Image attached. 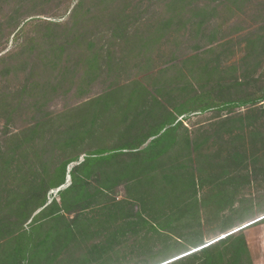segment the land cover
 <instances>
[{
    "label": "rangeland",
    "instance_id": "374dc122",
    "mask_svg": "<svg viewBox=\"0 0 264 264\" xmlns=\"http://www.w3.org/2000/svg\"><path fill=\"white\" fill-rule=\"evenodd\" d=\"M75 1L0 0V145L37 120L47 119L48 113L54 123L43 131L44 138L64 130L68 123L80 124L87 114L85 102L114 86L127 95L142 85L171 106L198 96L201 105L210 108H195L178 117L186 128L178 130V139L186 142L188 137V146L184 149L182 142L170 157L176 165L186 162L181 170L194 180V190L182 189L162 207L153 202L144 207L142 199L132 197L124 187L94 198L80 214L76 223L80 228L68 243L54 236L46 253V259L52 258L49 264H163L234 229L245 239L252 264H264V101L220 108L264 92V0H182L179 4L119 0L120 4L108 6L83 0L72 17ZM123 3L125 25L129 32L137 31L130 54L121 53L118 42H110L108 31L97 35L90 18L93 12L116 10ZM167 17L175 22L149 39L148 31ZM69 30L86 32L90 41L98 42L94 48L109 50V58L100 60V72L90 79L83 75L85 48L77 44L74 52L53 51ZM149 105L153 102L147 96L134 113ZM104 127H95L91 136L75 144L56 148L49 173L75 155L82 160L96 148L123 144L118 133L106 132ZM232 153L237 157L232 158ZM69 184L68 176L60 188ZM96 184L91 182L89 191ZM58 190L48 192L49 201L59 200ZM112 200H124L119 207L123 212L109 218L98 204ZM74 215L67 214L66 220ZM49 227L45 224L39 233Z\"/></svg>",
    "mask_w": 264,
    "mask_h": 264
},
{
    "label": "trees",
    "instance_id": "16d2710c",
    "mask_svg": "<svg viewBox=\"0 0 264 264\" xmlns=\"http://www.w3.org/2000/svg\"><path fill=\"white\" fill-rule=\"evenodd\" d=\"M98 1L107 6L119 3V0ZM82 3L83 0L75 1L72 17ZM177 3H182V0L173 4ZM124 5L116 10L93 12L90 18L94 21L97 35L108 34V31L110 42H118L123 46L121 53L130 54L131 42L137 31H128ZM174 22L172 17L163 19L156 29L148 31V38L153 39L159 32H165ZM67 34L63 44L53 51L61 55L66 51H76L73 48L77 44L81 49L85 48L83 75L90 79L92 74L100 72V60L109 58V50L104 46L94 48L98 42L90 41L86 32L79 34L69 30ZM122 93L121 88L114 86L89 98L84 104L87 109L85 119L77 125L68 123L64 130L55 132L49 138L43 136L46 127L54 123V118H49L48 113L49 120H37L0 145V264H29L31 261L40 264L38 260L41 264L51 263L52 258L46 259V253L54 236H60L68 243L74 230L80 228L76 224L80 214L91 206L94 198L107 197L115 188L124 187L132 197L141 198L144 207L148 202L162 207L173 196L179 195L182 189L196 188L194 180L186 177L181 170L186 167V162L183 160L176 165L170 157L175 147L179 148L183 142L178 139L177 132L185 127L178 117L190 114L195 108L205 111L210 106L201 105L203 103L198 96L183 99L173 106L164 105L142 85L127 95ZM147 96L151 97L153 105L134 113L135 106ZM261 101H264V92L257 98H239L224 103L220 108L254 105ZM117 102L125 103L115 106ZM103 126L106 132L118 133L123 144L96 148L87 152L82 160L75 155L62 161L49 173L48 165L52 163L56 148L75 144L86 135L91 136L95 127L100 129ZM184 138L186 145L181 147L185 149L188 137ZM231 156L236 158L237 154L232 153ZM68 176L71 184L60 188ZM91 182L97 183L93 191H89ZM55 189H59V200L53 198L49 201L47 194ZM123 203L124 200H112L110 204L104 201L98 206L104 216L111 218L113 214L123 212L119 208ZM67 214H75L74 219L66 220ZM47 223L50 224L47 232L40 234L39 231ZM60 226L62 229L58 230ZM236 233L203 243L196 248L198 250L186 251L163 264H184L195 257L192 264H252L245 239ZM36 235L42 238L37 239Z\"/></svg>",
    "mask_w": 264,
    "mask_h": 264
},
{
    "label": "built area",
    "instance_id": "2783aa9c",
    "mask_svg": "<svg viewBox=\"0 0 264 264\" xmlns=\"http://www.w3.org/2000/svg\"><path fill=\"white\" fill-rule=\"evenodd\" d=\"M237 230H238V229H234V230L230 231V232L227 233V234H231V233H233V232H236ZM223 236H225V234H224Z\"/></svg>",
    "mask_w": 264,
    "mask_h": 264
},
{
    "label": "water",
    "instance_id": "95a60500",
    "mask_svg": "<svg viewBox=\"0 0 264 264\" xmlns=\"http://www.w3.org/2000/svg\"><path fill=\"white\" fill-rule=\"evenodd\" d=\"M263 218H264V217H263ZM259 219H262V218H259ZM259 219H258V220H259ZM251 223H253V222H250V223H248V224H245L244 226L249 225V224H251ZM237 231H238V230H237ZM221 238H222V237H221ZM209 244H210V243H209ZM172 260H175V259H171V261H172Z\"/></svg>",
    "mask_w": 264,
    "mask_h": 264
}]
</instances>
